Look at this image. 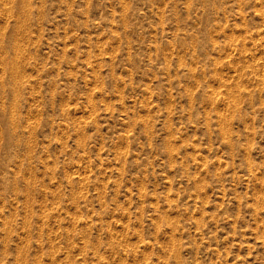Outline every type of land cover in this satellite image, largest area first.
<instances>
[{
    "label": "rangeland",
    "instance_id": "rangeland-1",
    "mask_svg": "<svg viewBox=\"0 0 264 264\" xmlns=\"http://www.w3.org/2000/svg\"><path fill=\"white\" fill-rule=\"evenodd\" d=\"M0 264H264V0H0Z\"/></svg>",
    "mask_w": 264,
    "mask_h": 264
}]
</instances>
